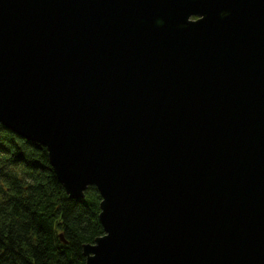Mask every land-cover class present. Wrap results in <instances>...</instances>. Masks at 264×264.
Instances as JSON below:
<instances>
[{
    "label": "water",
    "instance_id": "95a60500",
    "mask_svg": "<svg viewBox=\"0 0 264 264\" xmlns=\"http://www.w3.org/2000/svg\"><path fill=\"white\" fill-rule=\"evenodd\" d=\"M0 123L99 189L86 264H264V0H0Z\"/></svg>",
    "mask_w": 264,
    "mask_h": 264
},
{
    "label": "trees",
    "instance_id": "16d2710c",
    "mask_svg": "<svg viewBox=\"0 0 264 264\" xmlns=\"http://www.w3.org/2000/svg\"><path fill=\"white\" fill-rule=\"evenodd\" d=\"M102 199L94 185L71 198L47 147L0 123V264H86L84 246L105 234Z\"/></svg>",
    "mask_w": 264,
    "mask_h": 264
}]
</instances>
